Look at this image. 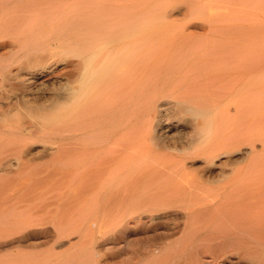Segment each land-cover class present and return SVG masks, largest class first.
I'll use <instances>...</instances> for the list:
<instances>
[{"label":"bare ground","instance_id":"1","mask_svg":"<svg viewBox=\"0 0 264 264\" xmlns=\"http://www.w3.org/2000/svg\"><path fill=\"white\" fill-rule=\"evenodd\" d=\"M153 1L0 0V264H53L51 254L23 240L44 218L57 226L55 206L28 215L38 203L23 212L24 204L18 205L43 199L45 186L34 192L43 183L39 175L55 178V169L86 197L93 217L86 231L100 229L101 240L118 244H109L115 253L106 242L109 260L118 254L119 264H264V73L257 67L264 56H255L253 67L246 64L254 57L210 75L228 85L221 93H228L233 107H220L219 94L211 93L213 100L201 83H193L196 97L191 90L182 94L188 98L174 93L180 97L172 96L178 116L173 125L189 113L191 126L188 137L176 140L163 118L153 122L154 98L168 82L190 81L189 87L210 77L198 63L182 71L166 62L176 40L193 32L159 22ZM59 8L63 15L56 17ZM25 177H36L27 184L33 190L24 187ZM50 194L55 203L57 193ZM114 209L123 218L116 233L111 213L105 227L100 221L101 211ZM80 242L67 244L76 257L86 243ZM92 245L86 255H93Z\"/></svg>","mask_w":264,"mask_h":264},{"label":"rangeland","instance_id":"2","mask_svg":"<svg viewBox=\"0 0 264 264\" xmlns=\"http://www.w3.org/2000/svg\"><path fill=\"white\" fill-rule=\"evenodd\" d=\"M156 1H158V3H156ZM163 1L166 4L167 3L168 4L165 5ZM179 1H182V2L183 1H186V3L183 4L182 2H179ZM187 1H188V3H187ZM257 4H259V5H257ZM156 5H158V6L156 7ZM195 5H197V7ZM150 6H154L153 9H155V10L158 9V11L157 10L156 11L154 10L156 16L159 17L158 18V21L168 24L167 25V28H169L170 30L172 29L171 31H174V29L176 30L175 25L176 26H181L182 25V26L185 27V32H191V33L193 32V34H189L190 35L189 37H186V38L184 37V38H180L179 40H176L177 43L175 45H173L172 46L173 48L171 47V49L168 51V56L167 57H169V58L166 59V62L168 60L169 61H173L175 63V70H182V71H184L186 69H190V67H192L196 63H198V65L196 64L195 67L198 68L199 70L201 69L200 71H202L205 74L207 73L209 75V77H210V81L208 80L207 82H204V81H200L199 80L198 82H192V85H190V83H191L190 81H185V83L182 82L183 84L180 83V86H178L179 83H176V82H168L167 88H165L164 90H159V92H161V91L162 92L160 94H158L154 98V101L152 103V106H153V108H152V112H153L152 113V115H153V122L156 123L159 119H162L163 118L166 122H168L169 125H171V128L169 129V132L172 135V137H174V139H176V140H181L182 139L181 141H183V139L185 138V136H187V135L189 136L188 133L191 131L190 130L191 129V126L187 122L188 119H189V117H188L189 116V113H184L183 116H182V118L185 121H183L181 119L182 121H179L180 123L177 124L176 127H175V125H173V124H176L177 117L178 116L174 112L175 111V106L173 105V103H174L173 99L174 98H177L176 96H178V98L180 96L181 97H184V98L187 97V96H183V95H186V94L188 95V93H190L189 92L190 90L193 91V92L194 91H197L198 90L197 89L198 88L197 86H199L200 83H201L202 87H199V89H201L202 92H203V90L204 91L207 90L208 92H210V94L211 93H214L215 96H216L217 93L219 94L218 96L221 97V98L218 97L219 98L218 99L217 96H216V98H215L216 100H215V99H213L214 96L212 97L213 94H211V98L213 100L217 101L218 104H220L219 105L220 107L221 106L225 107L228 103H230L229 105L231 107L234 106L233 105V101L232 102H229L230 101V98H229L228 93L227 92H222L223 94L221 93V89L224 90L225 87L228 90V88H227L228 85H224L225 86L224 87V86H222V83H223L222 81H220L222 83H220L219 81L217 82L214 78H213L214 80L212 81L211 76L213 74V76L216 77V75L220 74L221 71L224 72L225 69L226 70H229L230 68H233L234 66H236L238 63H239V65H237V66H241L242 64H240V62L241 63H246L245 59H247V62H248L249 59H251L252 57H254V59L252 58L253 59V63L252 62H249L246 65H251L253 67V65H255L254 64V62H255L254 60L256 59V57L258 59L259 57L261 58L262 56H264V0H196L194 2L193 1H190V0H154L153 2H151ZM65 7H66V5H65ZM190 7L192 8L191 10H193V9L194 10L191 11L190 10ZM249 7H251V8H249ZM253 7H255L254 8L255 9L254 11H253ZM59 9H56L55 10L56 13H57V16L56 17L59 16V13L62 14L60 12V11H62V9L61 8H59ZM195 9H196V12H195ZM198 9H199L200 12H198ZM67 11L69 12L70 9H63L64 14L67 13ZM190 12L191 13L193 12V13L191 14ZM199 13L201 14L200 16L197 15ZM213 13H214L215 17L214 18H211L210 14L213 15ZM222 13H223V16H222ZM256 13H258L259 15L256 14ZM217 14L218 15L220 14L219 15V18L217 17ZM206 15H209V16H206ZM163 16H164V18H163ZM249 16H251L252 19H251V17L249 19L248 18ZM222 18H224V19H222ZM227 18L228 19L230 18V19L228 20ZM197 22H200V23H197ZM196 23H197V25H196ZM203 24L205 26H203ZM222 26H223V28H222ZM211 33H213V34H211ZM192 39H194V40H192ZM208 39H209V41H208ZM204 40L206 42H204ZM201 41H203V42H201ZM225 42H227V43H225ZM156 43H158V42H156ZM197 43L202 44L200 48H197V46H198ZM212 44L214 45V47H213ZM215 45H218V46H215ZM156 46H155V50L158 51L159 50V47H158L159 44L158 45L156 44ZM222 46H224V47H222ZM194 47H196L197 51H195V48ZM220 47L222 48V50H220L221 49ZM200 49H202V50H200ZM241 51L243 52V54H246V55L244 56L243 54H241L242 53ZM251 51H252V53H251ZM158 53H159L158 55H161V54L163 55L164 52H160L159 51ZM191 53H193V54H191ZM235 54H237V56ZM246 56H247V58H246ZM237 57H238V59H236ZM240 57L242 58V60H241ZM176 58H180L181 60L178 61V60H176ZM243 59H244L245 62H242ZM217 60H220V61L222 60L223 61V62L221 61L222 64H219L220 62L217 61ZM238 60H239V62H238ZM215 61H217V63ZM190 63H191L192 66L190 65ZM250 63H252V64H250ZM234 64H236V65H234ZM262 64H264V63L261 62V67H263L262 69L264 70V66ZM251 66L250 67L248 66L249 67L248 70L253 69V68H251ZM259 66H260V63H259V65L257 67L261 69V67H259ZM186 67H188V68H186ZM260 69H259V71H261V72L264 73V71L263 70H260ZM176 74H174V75H176ZM188 82H190L189 83V85H190L189 87L190 88H192L191 86H193V83H195L194 86L197 85L196 86L197 88H195L193 86L195 89H190L187 86L188 85ZM207 83H208V85H207ZM173 85H174V87H173ZM175 85H176V88H175ZM220 85H221V87H220ZM173 89H174V91H172ZM227 90H225V91H227ZM177 91H179V93H181V94L178 93L180 96L174 94V93H177ZM196 93L195 92H194V94L190 93V95L191 96H193V95L195 96ZM173 94L175 95L174 98H172V96H174ZM224 94H226L228 96H225ZM221 95H223L224 98ZM171 101H173V102L170 103ZM169 106H171L172 108L169 107ZM220 107H218V108H220ZM174 113H175L176 116L173 115ZM167 117H169V118H167ZM165 118H167L168 121ZM175 128H176V130H174ZM181 141H179V142H181ZM55 172H56L55 174H57L55 176V178L54 177H51V178L50 177H47L46 178L45 173H41L39 175V178L38 179H39L40 183L43 180V183L42 184H39L37 187H35L34 184H32L34 186L27 185V184L33 183L32 181H33V179L36 180L35 179L36 177H30V178H32V180L30 178H26L25 177V180L26 181H29L30 180L29 182H26L24 179H21V181L23 180L24 187L26 189H27V186H30V188L32 186V188H31L32 190L35 187L36 191H34V192L39 191V189H40L39 187H41V186L44 187L45 186L44 188H42V190L45 192L46 195L44 196L43 199H36V200L33 199V200H29V201L27 200L28 202H25V203L23 201L24 199H22V202H21V200H19L20 202L19 201L18 202L20 203V205H18L19 203L17 204L18 207H19V209H21L24 206L23 209H22V212H23V211L27 210L29 207H33V205L36 202V204L38 203V205L37 206L35 205V207L31 208L32 210H30L31 212H33L35 210L34 212H36V213H31L29 210H27L25 212L28 215L29 214L35 215V214H38L40 212V209L42 210L40 213H44L45 214L48 209L49 210H51V209L53 210V207L55 206V224H57V226H58V227L56 225L54 226L53 223H52V221H50L47 218H44L43 221H42V222H44L46 220L44 224L41 223V225L38 224V225H35V226H31V228L32 229L34 228L33 230L36 231V232H34L32 230L34 232V234L31 237L29 236L26 240H23V244H28L29 242H32V241H33L32 243H34V242L37 243V247L41 246L40 249H44L45 250L44 251V254H46V253L51 254L48 257L50 259L48 261L49 262H53V264L56 261L57 262H60L61 264H63V263L64 264H77V262L79 264H92V263L93 264H119L120 256H118V254H115V253H117L116 250H118L117 249L118 248V244L117 243H114L115 241L113 242V241L108 240V242L110 241L108 243L105 240L108 243V244H106V242H104V239L101 240V238L103 237L102 232L100 231L101 232L100 235H102V237H99L100 235H97V233L99 234V230L100 229L97 230L95 228L94 230L96 232L93 229L90 230L93 233V234H91V233L90 234L92 235V237L94 236V238H92L90 236L89 239H90L91 242L88 240V237H85V233H86V236H87V235H89V232H90V231L89 232L86 231V229H87V226L86 225L88 224V226H89L90 225V220H92V218H93V217L90 216L89 212L87 213V211H86V207H85L86 206L85 205L86 204L85 203L86 197L83 195V193H81L80 190L78 191L77 189H76V191L79 192V193H81V194L80 195H79V193L75 194V191H74L75 189H73L74 186L72 185L73 183L70 180V178L68 176H66L67 173L65 172V170L63 171V172L66 173L65 175L62 172L61 173L60 172L58 173V171L56 169H55ZM63 175H64V177H63ZM22 178H24V177H22ZM57 178H58V180H57ZM59 178H61V180ZM21 181H19V182H21ZM23 182H21V184ZM44 182H46V183H44ZM53 183L56 186L55 185H50V184H53ZM63 183H65V184H63ZM46 184H47V186H46ZM17 186H19V185H17ZM50 186L53 187V188H51L52 189V192L50 191L51 189H49ZM60 186H61V188H60ZM71 186H72V188H71ZM59 188H60V190H59ZM53 189H54V191H53ZM66 189H67V193H65L66 192ZM47 190H49V191H47ZM72 191L74 192L73 194H75V195H73V198L72 197L70 198L69 196L72 193ZM50 193L51 194L57 193V194H55V203H54L53 199L51 200V197H48ZM78 197L79 198L81 197V198L79 199ZM49 199L51 201H49ZM12 201H16V200H12ZM52 201H53L54 205L52 204ZM48 202L51 203V204H48V206H45L44 204L45 203H48ZM21 203L24 204V205H22V207H21ZM25 204H27V205H25ZM51 205H53V206H51ZM37 208L39 209V211H36ZM115 210L116 209L112 210V212H108L107 211L108 215L111 213L110 214V215H112L111 218H110V215L108 217V215L105 214L106 211H101L100 210L101 211L100 213L102 215L100 213L99 214H100L101 225L103 224L104 227H105V224L108 223V221H107L108 218H110L109 221H112L113 220L111 222L112 224L114 223L113 224V227H112V230H113V232L116 233V230L118 231V229H116V228L119 226L118 228L120 229V227H121L117 222L119 221V219H123V218L120 217L118 219V217H119L118 214L119 213H117V211H115ZM121 211L127 212V211H124V210H120V212ZM120 214H122V212ZM126 218H127V216L124 217V219H126ZM102 221H104V222L102 223ZM72 225H73L74 228H72ZM74 225H77L78 227L76 228V226H74ZM61 226H63V227L61 228ZM103 226H101V227H103ZM38 227H39V229H38ZM44 227H46V228H44ZM47 227H49L50 229L49 228L47 229ZM43 228H44V231H46V229H47L48 232H46V233L43 234V232H44L43 231ZM51 228L53 229L54 232L52 231ZM41 229H42V231H41ZM66 229H68V231H66ZM38 230H39V233H37ZM58 230H60V231H58ZM101 230H102V228H101ZM50 232L51 233L53 232L52 234L55 237H53L52 234H49ZM94 232H95L96 235L94 234ZM41 233H42V235H41ZM54 233H56V234H54ZM108 234H106L104 236L106 237V236H108ZM83 235H84L85 238L83 237ZM46 236H48V237H46ZM95 236H97V237H95ZM79 237H80V239L82 241V242H80V244L81 243L84 244L85 243L84 240L86 241V243L84 245H81L80 248L78 246L77 250L80 249L81 251L78 250L79 252H78L77 257H76V255H75L76 254L75 247L72 248V249H71V247L69 249H67V244L70 243L71 241L72 242H75L76 240H78ZM47 238H48L49 241L47 240ZM51 239H53V240H51ZM54 239H55V241H54ZM73 239H75V241ZM95 239H96V241H95ZM61 240H62V242H61ZM122 241L121 242L125 244V241L124 240H122ZM46 242H48V244ZM111 242H113L114 244H116V247L117 248L116 247L113 248L112 246L110 247L109 244ZM60 243H61V245H60ZM105 244L108 246V248H111V250H113V251H110V252H114L115 251V253H113L115 255L110 254V256L113 255V257H110V260H109V255L108 256L105 255L107 253V252L105 253V250L107 249L106 251H108V248L105 247L106 246ZM63 245H66V246H63ZM91 245L94 248L93 249V251H94L93 252V255L92 256L86 255V251L89 250V249H91ZM111 245H113V244L111 243ZM100 246H101V248H100ZM71 254H73L72 259H71ZM74 255H75V257H74ZM81 256H83V257H81ZM57 262L55 264H60V263H57Z\"/></svg>","mask_w":264,"mask_h":264}]
</instances>
